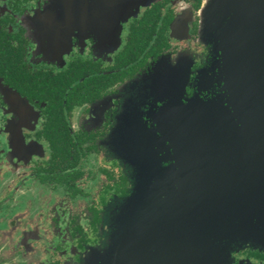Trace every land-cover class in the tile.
I'll list each match as a JSON object with an SVG mask.
<instances>
[{"label":"flooded vegetation","instance_id":"1","mask_svg":"<svg viewBox=\"0 0 264 264\" xmlns=\"http://www.w3.org/2000/svg\"><path fill=\"white\" fill-rule=\"evenodd\" d=\"M208 1L0 0V264H113L104 217L136 177L177 170L223 208L247 207L249 178L264 193V95L250 109L231 74L240 6ZM160 108L162 130L195 111L197 155L161 150ZM211 239L201 264H264L261 246Z\"/></svg>","mask_w":264,"mask_h":264},{"label":"water","instance_id":"2","mask_svg":"<svg viewBox=\"0 0 264 264\" xmlns=\"http://www.w3.org/2000/svg\"><path fill=\"white\" fill-rule=\"evenodd\" d=\"M236 1L233 4L240 6V9L232 22H238L237 32L227 35L231 39L228 41L231 45V74L233 81L243 84L248 107L254 109L257 90L264 95V0ZM221 2L231 4V1L209 0L208 6ZM205 11V26L208 27L211 14L209 8ZM252 20L258 24L255 32L247 27V23ZM253 40L256 41L255 49L250 48ZM151 81L152 84H159L156 80ZM192 114L186 117L191 118ZM163 116L160 108L157 128L160 135L169 141L167 146L161 147L165 155H197L192 127L185 130L177 127L162 130ZM149 132L160 142L161 136L156 135L154 129L146 134L145 148L152 150L153 156H157L149 147ZM178 164L176 159L170 166H175L176 169ZM248 181L247 207L241 210L240 206L223 208V199L220 200L205 191L198 193L195 179L192 176L182 178L177 170L174 176L164 175L162 179L155 172L153 183L150 184L152 189L145 180L136 177L129 194L117 200L105 214L107 239L104 250H99L102 259H111L113 264H130L136 260L147 264L152 260L153 264H157L164 254L167 256L166 264H201V261L210 260L211 247L215 245L211 238L217 235L230 238L216 244L219 246L232 247L250 243L264 248V193L255 189L258 181L256 184L252 178ZM147 220H156L157 225H148ZM222 221H226V224L221 225ZM220 229L224 232L218 233ZM149 230L155 232L151 234Z\"/></svg>","mask_w":264,"mask_h":264},{"label":"rangeland","instance_id":"3","mask_svg":"<svg viewBox=\"0 0 264 264\" xmlns=\"http://www.w3.org/2000/svg\"><path fill=\"white\" fill-rule=\"evenodd\" d=\"M180 107V106H179ZM179 107L177 106V105H175L174 106V109L175 110H178L179 111ZM191 113H193L192 114V117L190 118V117H186L187 115H190ZM185 117H186V119H188L189 118V121H191L192 122V125L191 126H189V127H192V129H193V119L195 118V120H196V113H195V111H189V112H187V113H185ZM194 117V118H193ZM188 128V125L185 123V129H187ZM203 128V127H202ZM202 128H201V131L199 130V133L200 132H202ZM184 129V130H185ZM195 131V132H194ZM193 132L195 133L194 134V138H196V128L193 130ZM205 132V131H204ZM198 133V132H197ZM205 134H206V132H205ZM183 137H185V136H183ZM206 137V136H205ZM6 175L7 174H3L2 172H0V181H4V180H8V178L10 177V174L8 175V178L7 179H4L5 177H6ZM5 192V190L4 191H0V193H4ZM20 204L18 203L17 205H16V207L17 206H19ZM166 259H167V256H165L164 254L160 257V259H159V263H161V264H166Z\"/></svg>","mask_w":264,"mask_h":264}]
</instances>
